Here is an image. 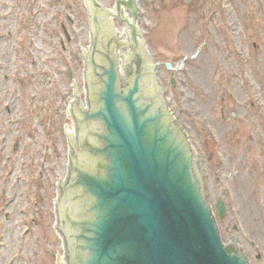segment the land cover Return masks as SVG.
<instances>
[{
    "label": "rangeland",
    "instance_id": "obj_1",
    "mask_svg": "<svg viewBox=\"0 0 264 264\" xmlns=\"http://www.w3.org/2000/svg\"><path fill=\"white\" fill-rule=\"evenodd\" d=\"M136 2L207 203L215 191L223 202L221 238L264 264V0ZM76 46H86L81 0H0V264L59 254L48 200L62 177L67 80L82 97Z\"/></svg>",
    "mask_w": 264,
    "mask_h": 264
},
{
    "label": "water",
    "instance_id": "obj_2",
    "mask_svg": "<svg viewBox=\"0 0 264 264\" xmlns=\"http://www.w3.org/2000/svg\"><path fill=\"white\" fill-rule=\"evenodd\" d=\"M86 2V46H76L82 97L67 80L62 177L50 180L59 252L51 264H251L240 245H225L233 239L222 243L213 214L224 217L223 203L217 191L207 203L200 154L169 109L136 2Z\"/></svg>",
    "mask_w": 264,
    "mask_h": 264
}]
</instances>
